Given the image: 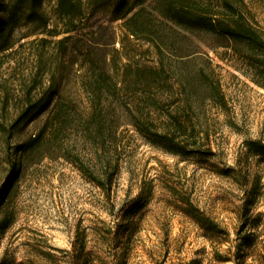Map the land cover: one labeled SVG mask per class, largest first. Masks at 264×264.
Segmentation results:
<instances>
[{"label":"rangeland","instance_id":"rangeland-1","mask_svg":"<svg viewBox=\"0 0 264 264\" xmlns=\"http://www.w3.org/2000/svg\"><path fill=\"white\" fill-rule=\"evenodd\" d=\"M53 4L46 1L48 13ZM245 4L247 17L264 34V0ZM121 22H113L120 40ZM33 38L24 39L19 50L1 54L0 126L10 127L15 120L20 82L33 64L27 43ZM186 41V51L169 52L166 60L172 65L169 79L175 88L181 70L194 80V86L187 88L191 106H183V96L177 95L164 112H179L191 125L201 126L189 140L191 148L205 155L156 146L122 119L118 138L111 144L108 191L59 153L25 160L7 203L13 220L0 231V264H186L193 259L206 264L215 246L224 251L227 244L185 215L180 199L189 200L227 229L234 241L241 205L260 177L250 206L254 215L264 212V160L246 144L247 140L264 143V74L220 37L192 31ZM116 47L124 61L127 56L147 64L156 59L155 48L142 38H125L124 46L116 43ZM199 69L204 70V83L195 78ZM205 81L219 88L223 101ZM5 93L9 99L2 109ZM39 125L36 120L12 128V135L0 127V185L12 163L20 161L17 143ZM141 192L144 197L139 201ZM77 233L85 238L83 252L76 251Z\"/></svg>","mask_w":264,"mask_h":264},{"label":"trees","instance_id":"trees-1","mask_svg":"<svg viewBox=\"0 0 264 264\" xmlns=\"http://www.w3.org/2000/svg\"><path fill=\"white\" fill-rule=\"evenodd\" d=\"M46 1L0 0V60L1 54L19 50L26 43L24 39L34 36L27 42L33 64L20 82L22 94L15 120L10 127L2 123L0 127L12 135V128L40 120L38 130L17 143L20 161L12 163L0 185V231L13 220L7 203L14 194L15 179L22 173L24 161L33 157L59 153L108 191L110 155L114 151L111 144L118 138L122 119H128L156 146L181 154L205 155L191 148L189 140L201 126L191 125L179 112H164L167 102L177 95L183 96V106H191L187 88L194 86V80L184 77L181 70L175 88L169 79L172 65L166 60L169 52L187 50L190 32L222 38L256 72L264 74V34L247 17L245 0H49L54 3L51 13L45 9ZM118 20L124 29L121 40L113 26ZM129 37L142 38L155 48L152 64L128 56L123 60L125 56L116 43L124 46V39ZM203 71L199 69L195 76L202 83ZM205 83L223 101L219 88ZM2 99L3 109L8 93ZM246 144L253 155L264 160L263 142L247 140ZM260 185L257 177L247 191L234 241L227 229L189 200L180 199L185 215L227 244L224 251L215 246L206 264H264V212L254 215L250 206L254 188ZM143 197L141 192L139 201ZM76 245V251L83 252L85 238L80 233ZM200 262L193 259L186 264Z\"/></svg>","mask_w":264,"mask_h":264}]
</instances>
